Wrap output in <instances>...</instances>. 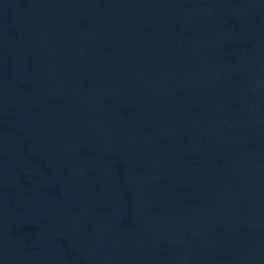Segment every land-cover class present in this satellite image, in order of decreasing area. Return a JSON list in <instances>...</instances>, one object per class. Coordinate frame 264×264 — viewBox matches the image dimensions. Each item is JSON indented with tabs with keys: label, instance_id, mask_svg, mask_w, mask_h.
I'll list each match as a JSON object with an SVG mask.
<instances>
[{
	"label": "water",
	"instance_id": "obj_1",
	"mask_svg": "<svg viewBox=\"0 0 264 264\" xmlns=\"http://www.w3.org/2000/svg\"><path fill=\"white\" fill-rule=\"evenodd\" d=\"M0 264H264V0H0Z\"/></svg>",
	"mask_w": 264,
	"mask_h": 264
}]
</instances>
